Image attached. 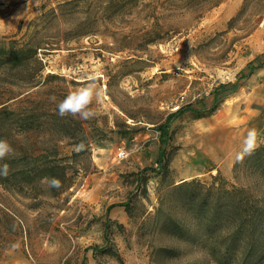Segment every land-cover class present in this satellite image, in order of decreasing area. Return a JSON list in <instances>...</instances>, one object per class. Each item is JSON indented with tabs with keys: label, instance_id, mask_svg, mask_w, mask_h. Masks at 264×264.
<instances>
[{
	"label": "rangeland",
	"instance_id": "374dc122",
	"mask_svg": "<svg viewBox=\"0 0 264 264\" xmlns=\"http://www.w3.org/2000/svg\"><path fill=\"white\" fill-rule=\"evenodd\" d=\"M1 37L36 46L42 62L34 87L26 69H0V97L18 116L40 109L26 133L10 123L6 140L15 151L56 149L69 184L56 194L46 179L0 185V264H212L154 216L171 183L218 173L264 199V175L234 171L250 128L264 144V0H0ZM91 75L106 88L98 114L59 116L57 104ZM237 81L213 110L172 119L166 171L153 170L157 124ZM93 245L108 250L94 255Z\"/></svg>",
	"mask_w": 264,
	"mask_h": 264
},
{
	"label": "trees",
	"instance_id": "16d2710c",
	"mask_svg": "<svg viewBox=\"0 0 264 264\" xmlns=\"http://www.w3.org/2000/svg\"><path fill=\"white\" fill-rule=\"evenodd\" d=\"M37 49L29 42L17 45L16 40L1 37V73L7 76L13 69L24 68L30 75L28 85L38 86L40 82L31 75L33 69L42 68ZM238 82L219 84L210 92L208 105L200 106L197 102L181 105L157 124L159 152L157 166L153 170L166 171L165 144L172 119L188 110L199 112L201 116L202 113L213 110L223 97L234 91ZM9 99L10 97H0V139L5 140L10 123H16L26 133L40 116V109L32 107L20 118L8 104ZM64 124L70 126L66 122ZM75 142L80 144L83 139ZM88 143L86 138L83 144L88 146ZM63 158L58 157L56 149L50 147L36 154L16 150L12 156L0 160V165L8 164L10 169L7 177H0V185L6 189L20 190L36 181L55 177L60 180L61 186L49 188L55 194L61 192L69 184ZM240 167L258 176L264 175V144L238 161L234 171L237 172ZM123 205L127 210L129 203L126 201ZM154 218L160 222V229L165 233L200 246L205 259L212 264H261L264 260V199L249 189L228 181L219 173L212 176L209 182L192 178L171 183L159 197ZM109 221L107 217L104 234ZM91 248L94 255L98 251L108 250L107 247L99 250L97 245ZM158 250L169 256L176 254L171 248L160 247Z\"/></svg>",
	"mask_w": 264,
	"mask_h": 264
},
{
	"label": "clouds",
	"instance_id": "9594fccd",
	"mask_svg": "<svg viewBox=\"0 0 264 264\" xmlns=\"http://www.w3.org/2000/svg\"><path fill=\"white\" fill-rule=\"evenodd\" d=\"M106 93L105 86L100 82V78L91 75L82 84L68 92V94L57 104L58 115L61 117H79L82 120L93 119L98 113L93 104L103 102ZM259 132L255 128H250L242 142V148L235 154L236 161H242L245 155H251L259 147ZM83 143L77 146V150H83ZM13 146L5 139H0V160H4L14 154ZM10 169L8 164L0 165V177H7ZM50 188H59L61 182L55 177L45 178Z\"/></svg>",
	"mask_w": 264,
	"mask_h": 264
}]
</instances>
